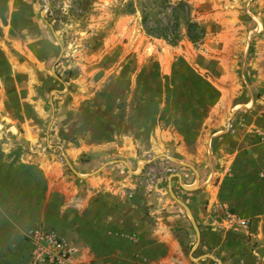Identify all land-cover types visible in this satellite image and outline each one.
<instances>
[{
  "label": "rangeland",
  "instance_id": "rangeland-1",
  "mask_svg": "<svg viewBox=\"0 0 264 264\" xmlns=\"http://www.w3.org/2000/svg\"><path fill=\"white\" fill-rule=\"evenodd\" d=\"M176 1L0 0V145L10 166L45 160L74 178L82 161L132 159L122 194L152 217L165 200L173 211L183 172L205 168L210 188L239 180L235 167L248 159L264 182V0H185L205 27L197 45L171 13ZM142 12L177 39L147 35ZM17 173L5 182L9 205L31 196L30 172ZM232 232L233 249L211 264L250 263V250L264 264V240Z\"/></svg>",
  "mask_w": 264,
  "mask_h": 264
},
{
  "label": "crops",
  "instance_id": "crops-1",
  "mask_svg": "<svg viewBox=\"0 0 264 264\" xmlns=\"http://www.w3.org/2000/svg\"><path fill=\"white\" fill-rule=\"evenodd\" d=\"M257 125L264 128L263 117L258 118ZM0 146L1 264H30L25 237L38 229L54 230L76 245L77 251L68 264H211L213 253L217 251L221 256L233 249L232 230L248 231L252 240H264V182L254 177L255 166L248 159L240 168L235 167L239 180L226 178L210 188L203 177L205 168L193 174L183 172L177 183V204H170L173 211L169 212L165 200L152 217L151 212L137 211V203L146 208L143 200L137 202L122 194L133 184L138 168L132 159L115 164L95 158L82 161L74 164L77 171H73L72 178L62 176V167L56 169L45 160L41 163L46 170L35 159L10 166L4 153L9 148ZM24 170L30 172L25 179H32L31 196L25 202L18 200L9 205L3 197L8 192L5 182L9 174L15 179L17 172ZM217 202L249 218V228L228 227L225 216L216 218L212 208ZM178 204L182 210H176ZM245 259L251 264L255 261L251 250Z\"/></svg>",
  "mask_w": 264,
  "mask_h": 264
},
{
  "label": "built area",
  "instance_id": "built-area-1",
  "mask_svg": "<svg viewBox=\"0 0 264 264\" xmlns=\"http://www.w3.org/2000/svg\"><path fill=\"white\" fill-rule=\"evenodd\" d=\"M231 127L232 123L228 122L226 128L229 130ZM224 216L228 227L236 224L249 228V218L238 216L229 210H225ZM27 237L30 264H68L77 251L75 244L51 229L33 230Z\"/></svg>",
  "mask_w": 264,
  "mask_h": 264
},
{
  "label": "trees",
  "instance_id": "trees-1",
  "mask_svg": "<svg viewBox=\"0 0 264 264\" xmlns=\"http://www.w3.org/2000/svg\"><path fill=\"white\" fill-rule=\"evenodd\" d=\"M190 7L187 4L185 0H177L175 2V5L172 7V15H176L177 13H182L184 17V23H183V28L185 30L184 36L187 38V40L192 43L193 45H197L205 36V27L200 24L197 21H194L188 17ZM147 14L145 12H142V26L144 32L153 37L157 38H162L164 40H176L177 39V32H169L168 28L166 27H161L158 29L157 28H152L151 26H148L147 23Z\"/></svg>",
  "mask_w": 264,
  "mask_h": 264
}]
</instances>
